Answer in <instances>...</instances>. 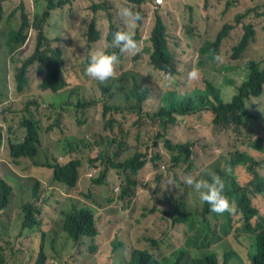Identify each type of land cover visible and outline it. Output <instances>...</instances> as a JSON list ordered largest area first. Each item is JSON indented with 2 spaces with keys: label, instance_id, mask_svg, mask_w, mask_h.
<instances>
[{
  "label": "trees",
  "instance_id": "1",
  "mask_svg": "<svg viewBox=\"0 0 264 264\" xmlns=\"http://www.w3.org/2000/svg\"><path fill=\"white\" fill-rule=\"evenodd\" d=\"M128 1L131 8L139 11L142 15V20L136 25L140 32L143 31L144 19L148 18L149 22L151 20L146 29L149 34L152 33V43H147L144 50L149 54V63L165 71L167 73L165 75L169 79V86L162 91L160 104L156 110H145L144 106L149 100L150 89L138 77H134L130 85H125L117 78H109L100 82V89L107 95V99L113 107L120 110L115 114L121 115V119L115 123V114L112 113L108 116L109 107L103 105L101 113L103 127L102 132L98 133L99 138L89 142L87 137L77 135L78 129L73 137L66 135L59 137L56 151L51 152L39 151L38 144L44 138H56V131L61 135L67 127L54 120L55 135L49 136L46 133L40 135L38 133L40 124L33 121L36 113L30 111L31 105L44 106L51 110H66V114L63 116L64 121H67L69 116L76 117L81 110L83 118H79L77 123L83 125L88 108H92L100 102H93L86 97H81L72 107L68 108L59 101L62 98V92L68 88H74L72 92L88 91L87 85L77 82L70 83L72 81L67 80L65 74L84 76L88 81L90 77L85 73V64L80 61L82 56L74 50L72 43L70 46H65L56 41L54 46L47 44L44 47L45 41L49 42L45 35L44 25L48 23L47 20L51 14L54 12L64 14L65 9L69 6L70 9L75 8L80 12V15H84V12L88 10L92 17L89 27L95 31V20L104 16L103 9H107L106 3L93 2L92 6L90 5L87 9L84 4L85 0H34L35 3L40 2L42 10H45L30 15V19L26 11V2L30 4L31 0H0V25L4 24L9 27V31L4 32L1 36L4 39L0 40V73L10 70L1 65L4 63V58L12 56L18 63L19 58L16 59L12 54L20 51L22 54L26 53L24 45L29 31L27 27L31 26L37 31L35 50L20 67H16L14 72L16 95L18 97L22 95V99L28 105H25V109L22 111L8 108L14 116L19 117L18 121L4 119L6 122L4 126L3 119H0V146L5 144L8 139L10 155L15 163L18 164L21 159H31L33 166L37 168L34 173L44 177L47 172L50 176L48 184L41 178H36L31 187L32 192L28 193L27 198H22L21 202L16 203V214L20 215L21 219L12 217L9 222V225L13 226L12 229H9L2 218L6 212L4 210L11 201L12 193L17 192V196L22 197L19 192L22 193V190L26 188L23 181L29 180L31 177H24L16 171H8L6 174L13 178L9 179L6 174L4 178H0V264H10L9 255L17 258L23 252H25V260L16 259L14 263L61 264L64 259L56 257L59 250L53 235L54 229L57 227L69 239L68 247L60 250L61 255H68L66 260L69 259L78 264L84 262L102 264L98 263L94 257H88L92 256L100 245V229L97 221V208L101 206L99 200H92L93 206L74 201L68 207L59 208L57 216L51 218L50 221L44 215V206L54 202L53 198L59 195V187H79L82 171L86 166V157L76 153L74 151L76 148L97 149L96 157L91 159V162H99L102 169L99 173L97 165L89 169V178H92L96 190L88 194L82 191L80 194V197L92 199L93 194L98 198V195H95L98 194L97 188L106 182L110 169H115L120 174L128 171L136 175L141 168L151 163L152 169L157 171L160 163L156 159L160 158V151L154 155L138 151L145 146L154 149L162 148L170 155L172 168L177 171L174 177V180L177 181L174 192L179 194L180 191H184L183 187L192 189L186 201L184 196L180 200L173 199L172 193L169 191L166 198L155 197L158 204H166L164 207L159 208L157 205L152 208L143 207V216H150L154 222V226L152 224L150 226L163 227L170 235L182 234L183 242L175 245V239H173V242L166 244L165 240H169L164 233L154 231L151 234H145L142 230L134 234L137 240L141 242L144 240L148 246L156 250L166 244L170 251L165 256L158 258L146 249L131 245V248L124 252L126 243L120 237L125 236L122 229L126 224L122 223L118 227L112 226L111 235L113 237L109 243L112 255L105 260L104 264H113L116 258L114 252L117 250L120 251V254L115 262L128 260L127 264H264V174L255 170L256 164H262L264 167V134H259L260 130H257L259 126L257 120L259 118L264 120V113L255 105H253V109L249 107L251 99L259 98L264 94V56L259 59L252 58L250 61L246 60L245 68H241L240 65L244 59L242 57L244 52L256 53L260 51L258 31L253 23H244L242 26L244 32L231 48L229 62L223 63L217 61L215 57L221 53L222 41L228 36L229 30L234 27L233 24H226L218 32L215 40L206 41V45L214 43L218 47V52L208 56L215 62L206 63L203 58H199L189 64L186 60L176 58L175 53L171 50L170 28L171 23L181 22L178 14L169 5L164 7L156 0L149 8L143 6L149 0ZM223 1H228L226 4V9H228L230 6L238 7L246 0H203L199 6L203 12L208 14V7L218 8ZM188 7L192 9L193 4L189 3ZM247 12H249L247 9L237 10L234 13L236 22L241 23L242 19L247 18ZM202 15L205 16L204 13ZM108 17L112 18V15L108 14ZM95 37L96 35H93L92 32H88L86 39L91 41ZM112 39L113 33L109 37L107 53H116L119 56V62L125 61L128 53H120L118 48L112 47ZM252 42L254 45L249 47ZM142 44L140 43V46ZM54 49L56 50L54 51ZM139 56L138 52L134 59ZM34 64H37L36 73L40 78V88L35 91L32 89L28 74L29 67ZM209 64L217 67L218 73L221 74L220 79L203 77V72ZM230 69L233 70L234 75L229 73ZM192 70L199 72L198 78H189V72ZM129 75L130 72L126 71L120 78L127 80ZM241 75L246 78L239 79ZM179 79H184V81L181 82ZM1 84L0 77V106L4 100L9 99V94L4 91ZM227 87L231 91L235 92L236 90L231 94L230 101L226 98ZM47 96L52 97L48 98ZM72 98L74 96L70 95L67 99L71 100ZM58 106L62 107L57 108ZM70 108L75 110L74 114L69 115ZM4 110L5 107L2 111ZM251 110L257 112L254 115V124L247 119ZM59 114L62 113L59 112ZM206 114H210L213 117V123L217 125L213 130L231 129L236 141L240 136L239 132L253 136L240 148L235 143L234 151L232 149L229 152L227 160L232 162V175H229L219 164L211 166V171L222 177L224 181L225 192L230 204L235 208L231 214L211 212L209 206L199 200L195 190L184 183L185 175L190 174L199 178L205 175L203 172L208 169V166H203L201 174H193L196 161L192 157L197 142L194 139L180 140L178 136L181 135L177 134L175 126L181 128L182 136H184L183 133L187 131L181 126L187 122L200 120ZM131 115L136 118L132 123L129 120ZM22 125L24 129L21 127ZM143 125L151 129L149 143L143 141V132L141 131ZM19 126L21 131H24V136L21 139L17 134ZM133 127H138L139 130L134 138L140 137L141 142L128 146ZM170 129L177 140L170 136ZM62 140H65L64 144L62 148H59V142ZM146 155L151 158H147ZM252 177L253 181H250ZM160 178L157 176V181ZM126 182L127 185L124 187L116 185L105 200L112 202L117 199L121 200V198L133 197L135 194L133 187H137L138 181L126 175ZM144 190H138L140 197ZM131 201L129 202L131 203ZM149 201L152 202L151 199ZM125 203L126 206L122 207L123 211L128 208L126 201ZM174 211L178 213L177 216L167 215ZM211 217L214 218V223ZM236 221L237 224H235ZM227 236L228 239H226ZM17 243L25 248H17ZM47 243L51 246L49 251ZM218 250L222 254L219 255ZM51 252L57 258L55 261L50 260L49 253ZM220 258L223 260L220 261Z\"/></svg>",
  "mask_w": 264,
  "mask_h": 264
},
{
  "label": "rangeland",
  "instance_id": "2",
  "mask_svg": "<svg viewBox=\"0 0 264 264\" xmlns=\"http://www.w3.org/2000/svg\"><path fill=\"white\" fill-rule=\"evenodd\" d=\"M153 1L155 0H149L147 3H145L143 6L145 8H149L151 5H153ZM161 4L164 5V7H167L168 5L170 8L178 14L177 16L180 18V23H171L170 28V42H171V50L175 53L176 58H179L180 60H186L189 64H192L193 61L198 60L199 58H203L206 63H213L214 60H211L208 58V56L212 53L218 52V47L216 44L212 43V45H206V41L209 39L215 40L219 30L226 24L230 23L233 24L234 27L229 30L228 36L223 40L221 45V53L219 56L221 59L219 62L228 63L229 62V54L232 53L231 48L233 45H235L238 40L240 39L242 33H243V24L246 22L253 23L255 26V29L258 31L257 38L259 39V43L261 45L260 51L256 53L251 52H244L243 54V60L240 62L241 68H245L246 64L244 63L246 60L250 61L252 58H261L264 56V0H246L242 4H240L238 7H230L229 9H226V4L228 1H223L220 3L218 8H211L208 7V14L203 12V9L199 6V3L203 0H157ZM93 2L96 3H106L107 9H103L104 16L100 17L99 19L95 20V31L93 28H90V22L92 21V17L89 13L84 12V15L78 12L75 8L70 9L69 6L65 9V13L63 15H59L60 20H65V22L68 24L67 26H70V23L72 20L76 18H81L80 26L76 29V32L74 33L73 38L67 36V38L64 39V41L60 40L58 41L59 44H63L65 46H70L71 43L74 46V50L80 51L81 49H84L87 53V56L89 53L102 50L105 51V48L107 46L106 44V38L109 32L110 26L117 25L119 26L120 30L123 29L125 26L122 23L120 17L117 15V8L121 5H126L128 7H131V4L128 0H85V5L87 6V9H89V6L93 4ZM193 4L192 9H189L188 4ZM45 8V4H44ZM249 11L248 17L242 19L241 23L236 22V18L234 13L237 10H246ZM35 10H38L39 13L42 12V4L40 2H34V0H31V3L28 4L26 2V11L28 12L29 18L31 19L30 15L35 13ZM42 10V11H41ZM202 13L205 14V16L202 15ZM108 14L112 15V18L108 17ZM208 15V19L205 20V17ZM54 20V16H52L49 19V22H52ZM151 22V20H150ZM149 20L146 18L144 19V25L143 30L145 31V36H148L147 26L150 23ZM19 27V26H18ZM17 27V28H18ZM45 27V25H44ZM113 29V28H112ZM9 31V27L3 25H0V40L4 39L2 38V34L4 32ZM92 32L93 35H96V37L89 41L86 39L87 33ZM29 37V31L28 36ZM257 39V40H258ZM28 40V38H27ZM26 40V41H27ZM36 40H37V31L33 30L32 36L27 41V43L24 45L26 46V53L22 54V51L16 52L12 55L15 56L16 59L19 58V62L16 63L12 56H8L7 58H4L3 65L6 69L0 73L1 77V87L4 89L6 93L9 94V99H6L3 101L2 105L0 106V119H3V125H6V120H13L18 121L19 117L14 116L12 111L8 110V108H12V110L22 111L25 109V105H28L25 100L22 99L21 96L16 95L15 90V83H14V72L17 66H21L23 61L33 53V51L36 48ZM177 43V44H175ZM49 44L51 46H54L55 42H48L45 41L44 47ZM251 45H254V43H250L249 47ZM147 46V43H143L140 46V56L137 59H134V55L127 54V59L125 61L119 62L115 66L114 74L110 78H115L117 76L122 75L123 73H126V71L130 72L129 78L126 79H119L121 80L125 85H130V83L133 82L134 77H138L140 80H142L146 87L150 89L149 92V100L146 103V106H144L146 111H153L156 110L158 105L160 104V99L162 95V91L165 87L169 86V79L165 75L167 74L165 71H163L160 68H156L152 66L149 63V54L144 50V48ZM204 46V47H203ZM23 47V48H24ZM256 47V43H255ZM23 50V49H22ZM56 49H54L55 51ZM53 53V52H52ZM51 53V54H52ZM80 61L85 64L86 61V54L84 53V57L80 58ZM218 61V60H217ZM233 63V62H232ZM217 67L209 64L208 67L203 72V77L206 78H212L215 80L220 79L221 74L218 73ZM37 70V64H34L29 67L28 74L29 78L32 83V89L35 91L40 88V78L37 76L36 73ZM229 73L233 74V70L230 69ZM66 79L69 81H72L70 83H81V85H87V92L83 91H75L72 92V89L74 88H68L62 92V98L61 103L66 105L65 107H72L77 99L81 97H86L90 101L93 102H100L94 107H89L85 116V123L83 125H79L77 123V120L82 117V111L80 110L77 114V116H69L67 121H64L61 114H59V110L56 109H46L44 106H36L31 105L30 111L35 112L36 115L33 118V121H36L40 124V130L38 133L40 135H44L45 133L49 136L55 135V126H54V120L59 121V124L67 127V129L60 135L58 131H56L57 137L54 139H46L44 138L40 144H38L39 151H56V144L57 139L63 135H66L68 137H73L75 135V132L78 130L77 135L80 137H87L89 142H93L95 139L99 138L98 133L102 132L103 127V119L101 118V113L103 110V105L109 107L108 110V116L110 114H115L116 112H120V110H117L113 105L108 101L107 95L104 94V92L100 89V81H96L92 78L88 81V79L84 78V76L77 77L71 74H65ZM78 78V79H75ZM243 75L240 76L239 79H245ZM109 79V78H108ZM71 85V84H70ZM85 87V86H84ZM227 87V90H225L226 98L230 101L232 99V95L235 92ZM82 93V94H81ZM74 96L71 100L67 99L68 96ZM48 98H51L52 96H47ZM256 103V106L261 109V111L264 113V94L259 98H253L250 100V108H253V104ZM5 107V110L3 108ZM153 109H152V108ZM126 110V109H125ZM62 111V109H61ZM97 111V112H96ZM124 111V110H123ZM75 110L73 108H70L69 115L74 114ZM121 119V115L115 114L114 121L115 123L118 122ZM130 123L134 122L136 118L134 116L129 117ZM257 122L259 123V126L257 127V130L259 131V134H264V120L258 119ZM24 129V126H21ZM187 132L183 133L184 136H182L181 128L179 126H175L176 132L178 135V138L183 141H188L190 139H194L197 142V147L195 148V151H193V159H195L196 163L194 164V171L193 174H201L203 166H208V169L203 172V174H206L208 171H211L212 164H219L221 167L225 169V171L232 175V162L229 159V152L234 151V145L236 143L237 147H242L245 142L250 141L253 136L250 135H244L241 132H239V138L236 141V138L232 132L231 129H217L216 131L213 130L214 127H217L213 123V117L210 114L204 115L200 120H196L194 122H187L183 126ZM233 129V127H232ZM138 127H133L131 131V135L129 136V145L132 146L133 143L137 144L141 142L140 137H135ZM141 131L143 132V141L146 143H149L150 141V135L149 129L147 126L143 125L141 128ZM17 134H21V128L19 126ZM170 136L177 140V138L173 135L171 129L169 130ZM65 140H62L59 142V148H62ZM145 146V145H144ZM69 150V148H68ZM74 151L78 154H83L86 157V166L85 169L82 171V177L79 181V187H59V195L55 196L53 199L54 202L51 203V205H45L43 212L46 216V219L50 221L51 218L56 217L58 214V209L61 207H68L71 205L74 201H79L81 204H87L90 206L92 205V200H99V203L101 206L97 208V221L100 229V235H99V241L100 245L97 249V251L92 255L88 257H94L95 260L98 263L104 264L105 260L109 258L111 254V249L109 247V243L111 240L112 232V226L118 227L121 226L122 223H125L126 226L122 229V232L124 233V237H120L121 239L125 240L126 248L124 250L127 251L131 248V245H135L136 247H139L140 249H146L150 252H152L155 256L158 258L165 256L169 251L170 248L167 247L168 242H173V239H175V245L181 244L183 242L182 234L180 235H170L169 232L166 233L163 227L161 228H154L150 226L152 224L154 226V222H152V219L150 216H143V207H150L152 208L154 205H157L159 208L164 207L166 204H158L155 199L156 198H166L167 193L170 191L172 193L173 199H179L184 196V200L186 201L187 196L191 194V188L183 187L184 191H180L179 194L174 192V188L177 185V181L174 180L175 174L177 171H175L172 168V165L170 163V155L162 148H148L145 146L144 148H140L138 151L142 153H149L150 155H154L157 151H160V158L156 159L160 163V167L157 171H154L152 169L151 163L148 164L146 167H143L140 169V171L133 175L130 172L126 173H119L115 169H110L109 174L106 177V182L97 188L98 198L92 196V199H86L84 197H80V194L82 191H84L85 194L93 193V190H96V188L93 186L92 178H89V169L97 165L99 167L98 173L101 171L102 166L99 162L92 163L91 159H95L97 154V149L89 150L88 148H76ZM154 151V152H151ZM164 151V154H163ZM221 153H224V155H221ZM202 155V156H201ZM147 158H151V156L146 155ZM260 158V157H259ZM261 159V158H260ZM37 170L32 164L31 159H21L20 162L17 164L15 163L9 152V140L7 139L5 144L0 147V177H5V174L8 171H16L20 173L24 177H31L29 180H24L23 183L26 184L25 190H22L23 194H26L28 196V193L32 192V185L35 183L36 178H41L44 182L48 184V181L50 179V176L47 172H45L44 177H41L38 175V173H34V171ZM255 170L260 171L261 174H264V167L262 164H256ZM88 176H87V175ZM9 179L13 178V176H10L9 174H6ZM126 175L130 176L132 179H136L138 181L137 187H133V191H135V194L133 197H126L124 199L121 198V200H114L112 202H107L105 199L108 197L112 189L119 185L120 187H124L127 185L126 182ZM157 176H160V180L157 181ZM171 177L174 180L175 184H169L167 183L168 178ZM250 181H253V177ZM264 182V181H263ZM139 189H145L142 191V196L140 197L138 195ZM187 190V191H185ZM21 196L14 195L11 197V201L6 208L5 214L2 216L7 226H9V229H12L13 226L9 225V222L11 221L12 217H18V219H21L20 215L16 214V203H19L22 201V198L24 197L21 192H19ZM14 198V201H13ZM152 200L150 202L149 200ZM182 199V198H181ZM130 200L131 203L129 202ZM128 205V208L122 210L123 206H126V203ZM14 215V216H13ZM168 216L175 215L177 216L178 213L176 211L168 213ZM135 218V220H134ZM212 222L214 223L215 220L213 217ZM111 223V224H110ZM237 224V221L236 223ZM144 231L145 234H151L154 231H160L164 233L166 238L169 240H165L166 244L162 247H159L158 250L148 246V244L143 240V242L137 240L134 237V234L138 231ZM53 235L56 238V245L59 250V253L57 254V258L64 259V262H61V264H78L74 263L72 260H66L68 255H61L60 250L68 247V241L69 239L66 237L65 233L61 231L60 228H55ZM228 239V236L226 237ZM174 244V243H173ZM17 248L23 249V247L20 243H17ZM51 248L50 244L47 243V250L49 251ZM50 254V260L55 261L57 258L52 254ZM123 253V252H122ZM116 255L115 260L118 258L120 251L117 250L114 252ZM218 254H222L220 250H218ZM25 252H23L20 256L17 258L8 256V260L10 264H16L14 263V260H25ZM113 262V264H127L128 260H124L123 262ZM223 258H220V261H222ZM83 264H87L84 262Z\"/></svg>",
  "mask_w": 264,
  "mask_h": 264
},
{
  "label": "clouds",
  "instance_id": "3",
  "mask_svg": "<svg viewBox=\"0 0 264 264\" xmlns=\"http://www.w3.org/2000/svg\"><path fill=\"white\" fill-rule=\"evenodd\" d=\"M156 2L160 3L157 0ZM35 11L39 12L38 10ZM116 11H117V15L120 17L125 27L120 30L119 26L117 25L110 26L106 38L107 46L105 48V51L102 50L94 51L89 53L88 56L84 49L77 51L82 57H84V53L86 54L85 73L88 77L96 81L103 82L108 78L112 77L114 74L115 66L116 64L119 63V56L116 53H107V51L109 50V37L112 33H113V39L111 42V46L114 48H118L120 53H128L130 55H134L140 51V43H145V42L152 43L151 40L152 33L151 34L148 33V36H145L144 33L146 30L140 32L136 27L137 23L142 20V15L139 11H136L126 5L119 6ZM51 17L52 14L48 18L47 22H49V19ZM207 19L208 17L205 18V20ZM226 24H230V23H226ZM27 29H29V37H27L29 40L30 37L32 36V32L34 29L31 26H28ZM44 30L46 37L49 39V42L52 43L60 40L64 41V39L67 38V36L73 38L74 33L76 32V29L71 30L70 27L61 24L60 22L58 23L50 22L49 24L47 23L45 25ZM215 59L219 61L221 57L217 55ZM120 76H117L115 78L121 79ZM198 76H199V72L197 70H192L189 72L190 79H196L198 78ZM179 80L181 82L184 81V79H179ZM253 105L256 106V103H254ZM61 107L62 106H58L57 108H61ZM257 108L261 111L259 107ZM59 112L62 113L61 114L62 117L66 114V110L61 111L60 109ZM255 114H257V112L254 110H251L248 114L247 119L252 124L255 123V117H254ZM18 136L21 139L24 136V131H21V134H18ZM0 178H4V177H0ZM183 179L185 184L191 186L195 190V192L198 194L199 200L206 203L209 206L211 212L217 214L228 212L231 214L235 211V208L230 204L229 198L225 192V186L222 177H220L215 172L208 171L204 176H201L199 178L189 174V175H185ZM167 183L175 184L174 180L171 177L168 178Z\"/></svg>",
  "mask_w": 264,
  "mask_h": 264
},
{
  "label": "crops",
  "instance_id": "4",
  "mask_svg": "<svg viewBox=\"0 0 264 264\" xmlns=\"http://www.w3.org/2000/svg\"><path fill=\"white\" fill-rule=\"evenodd\" d=\"M36 12H37V11H35V13H36ZM86 13H89V11L86 10ZM59 15H63V14L58 13V12H54V13L52 14V16H54V20H53L52 22H56V23L60 22L61 24L68 25V24L65 22V20H60V19H59V17H58ZM81 20H82L81 18H76V19L72 20V22L70 23V26H69L70 29L73 30V29H77V28H79ZM48 24H49V23H48ZM22 194H23V192H22ZM14 195H18V193H17V192H14L12 196H14ZM23 196H24V197H28L26 194H23ZM13 201H14V198H13Z\"/></svg>",
  "mask_w": 264,
  "mask_h": 264
}]
</instances>
